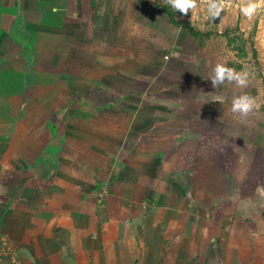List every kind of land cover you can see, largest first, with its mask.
Segmentation results:
<instances>
[{"label": "crops", "instance_id": "1", "mask_svg": "<svg viewBox=\"0 0 264 264\" xmlns=\"http://www.w3.org/2000/svg\"><path fill=\"white\" fill-rule=\"evenodd\" d=\"M160 2L0 0V264H264L263 183L222 207L240 180L183 123L191 100L148 91L194 37Z\"/></svg>", "mask_w": 264, "mask_h": 264}, {"label": "rangeland", "instance_id": "2", "mask_svg": "<svg viewBox=\"0 0 264 264\" xmlns=\"http://www.w3.org/2000/svg\"><path fill=\"white\" fill-rule=\"evenodd\" d=\"M159 1L164 3V0ZM163 5L166 8L170 7L165 3ZM199 11L201 19L199 18V24L194 25L191 24V19L189 23H183L179 12L176 15L180 22L177 25L182 27L185 33L184 38L188 33L194 35L193 39L187 36L191 46L181 47L182 44L179 42L176 45V49H179L178 56L175 57L168 51V59L161 56L163 62L165 61L164 65L159 60V66L148 72L154 76L148 91L156 90L158 99L174 97L183 102L191 100L189 105L193 111L190 112L188 119H182L183 123L190 126V132L199 133L203 129L206 132L205 147L201 150L209 154L218 153L222 165L218 166L220 169L216 167L215 171L220 172L222 184H225L227 174H231L233 179L240 180L236 186L229 189L228 193H231L229 195L232 198L223 201L221 206L225 208L232 205L233 201L253 194L255 189L259 191L258 186L251 180L259 181L260 186H264V11L251 21L244 18L239 11L236 13H239L240 19L236 18V15L232 16L231 12L224 11L221 13L222 19L217 18L213 22L206 19V11L197 9V12ZM167 12L174 18L173 10ZM229 34L238 35L239 38L243 37L246 40V56H237L236 50L228 44ZM217 63H223L237 71H248L251 74L249 86L237 89L235 85L225 84L214 89L208 78ZM145 75H147H143L145 78L150 76ZM130 79L133 80L130 77L126 85L134 83ZM245 93L254 97L259 107L246 123H240L239 118L231 112V101L234 96ZM133 98L136 100L138 97ZM170 111L171 109L165 106L158 107L157 120L170 119L166 114ZM207 119H213V122L209 125L201 122ZM170 125L178 126L174 123L163 125L161 123L158 124V130L160 131V126ZM213 127L223 130L220 138ZM207 128H212L214 132ZM229 141L233 144H229ZM193 143L194 140L189 138L186 146L189 148ZM189 166L196 169L193 162ZM212 166L214 169L215 165ZM191 179L189 175L186 189H191ZM241 207L246 208L247 205L243 203ZM245 210L239 212L244 213Z\"/></svg>", "mask_w": 264, "mask_h": 264}, {"label": "clouds", "instance_id": "3", "mask_svg": "<svg viewBox=\"0 0 264 264\" xmlns=\"http://www.w3.org/2000/svg\"><path fill=\"white\" fill-rule=\"evenodd\" d=\"M164 3L174 11L182 15H187L199 7L205 6L206 19L214 21L221 18V13L226 10L227 0H164ZM240 14L247 20H253L259 13L264 11V0H242L238 5ZM105 7L98 10L99 15H103ZM222 19V18H221ZM250 73L248 71H237L223 63H217L212 69V75L208 78L214 89L221 85H235L237 89H244L249 86ZM259 105L254 97L245 93L236 95L231 101V112L235 114L240 123H246L248 118Z\"/></svg>", "mask_w": 264, "mask_h": 264}, {"label": "built area", "instance_id": "4", "mask_svg": "<svg viewBox=\"0 0 264 264\" xmlns=\"http://www.w3.org/2000/svg\"><path fill=\"white\" fill-rule=\"evenodd\" d=\"M231 3H232L231 0H227L226 10L229 8V5H231ZM202 6L204 5L203 4L199 5V7ZM197 9H195L192 13L189 12L187 15H182L181 13H179V17L181 18V21L183 23H188L190 21L189 17L193 16L197 11ZM197 18L198 16L196 17V19ZM165 58H168V55H165ZM3 259H11L12 261L15 260V252L9 237L7 235L0 234V261H2Z\"/></svg>", "mask_w": 264, "mask_h": 264}, {"label": "trees", "instance_id": "5", "mask_svg": "<svg viewBox=\"0 0 264 264\" xmlns=\"http://www.w3.org/2000/svg\"><path fill=\"white\" fill-rule=\"evenodd\" d=\"M228 33V32H227ZM226 33V34H227ZM228 44L232 45V48L236 50L237 56H246V40L243 37H238V35H227Z\"/></svg>", "mask_w": 264, "mask_h": 264}]
</instances>
